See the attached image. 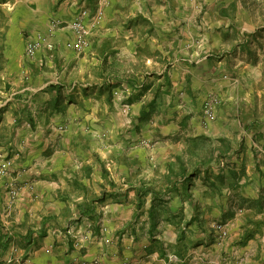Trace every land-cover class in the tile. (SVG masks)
<instances>
[{"label":"rangeland","instance_id":"374dc122","mask_svg":"<svg viewBox=\"0 0 264 264\" xmlns=\"http://www.w3.org/2000/svg\"><path fill=\"white\" fill-rule=\"evenodd\" d=\"M20 1L23 0H0V219L6 226L23 233L28 228H39L43 217L24 214V222L21 210L30 208L37 203L44 204V206H56L54 201H50L53 195H43L39 187L38 189L26 187L28 192L21 196L23 198L21 200L24 201L15 208L19 202L23 183L40 181L42 185L50 184L49 176L42 177L41 173L39 175L41 169L35 162L39 163L41 160H45L44 158H49L53 155L54 148L56 152L53 158L57 156L56 161L71 159V154L64 146L66 130L75 131L76 142L82 143L83 149H87L85 154H88L86 158L88 161L97 160L98 168L102 165V172L98 173L97 177L102 180V188H106L108 191L116 187L124 188V180L120 181L121 184H115L113 181L121 174L120 170L113 167L111 162L119 163L124 160V155H120L121 153L116 157L117 153L113 147L118 146L122 149L128 146V143L131 148L141 145L146 148L154 146L155 143L145 137H134L133 139L132 137L143 131L144 133L153 132L155 130L153 120L156 116H164V121L167 118H173L172 121L164 122L163 125L168 127V125L179 124L180 133L187 135L193 129L199 128L193 126L195 123L192 121L198 115L202 120L201 126L207 134L199 141L183 135L162 139L161 146H159L162 148L159 150L166 156V165L160 171L162 177L157 179L156 184L148 182L150 185L164 189L167 186L166 175L169 166L178 170L180 159L189 166V171H192L194 167V162L189 160L208 161L212 157L210 148L216 147L219 143L222 144L215 135H221L220 137L225 140L227 130L230 143L237 148L236 154L222 157L219 160L212 158L204 167L200 168L209 167V172L213 177L219 173L224 174L223 193H237L239 190L237 186L240 185L237 180L240 181L245 175L249 174L248 177L253 178L257 177V173H261L264 176V169H257L264 167V0H242V8H230L225 12L221 9H208L206 5L202 10L192 8L190 14L195 13L198 21L194 24L174 26L176 29L174 36H177L175 40H171V35L167 33L164 57L153 56L155 53L151 50L150 44L144 48L135 47L136 49L131 50L130 55L126 53L125 55L111 56L108 50V41L105 47L104 45H95L93 53H89L91 31L87 20L89 18L87 9L82 10L78 16L86 12L84 20L88 27V46L84 50L78 51L76 48H69L68 45L67 48L73 51L72 54H68L62 46L49 42V38H52L55 32L65 26L61 20L52 22L49 28L32 37L29 34L30 31L24 29L25 26L23 28L20 26V22L25 19L29 20L31 15L22 9L21 16L18 17V12L13 8L17 7ZM199 1L203 2L204 0ZM48 4V2H43L40 6L47 8ZM15 14H17V18L14 16ZM227 14L228 16H226ZM94 16L96 17V22L93 20L94 23L98 24L102 21L97 14ZM198 16L200 18L206 16V20L202 19L201 21ZM223 16H225L224 20ZM192 20L194 21V19ZM40 36L47 39L46 43H50L52 47L43 45L33 56L28 55L27 44L30 40ZM73 40L74 38H72ZM79 60L81 61L80 65L78 64ZM132 67L137 70L132 71ZM39 76L44 82L50 83L48 90L42 93L40 90L35 91L37 87L32 86L34 90L30 93L20 92L23 88L22 84L30 83L31 79ZM71 77L74 79L71 86L76 85L77 92L86 89V95L89 97L86 101H83L78 93L77 99L70 96L71 93L65 97L64 91H66ZM16 79L19 81L17 82ZM128 79H133L138 86L134 95L133 89L126 82ZM40 81L41 79L37 80L38 83ZM15 82L17 84L13 85ZM106 82L110 83L109 85H114L111 101H109L111 93ZM96 83L101 84L102 88L99 92L94 91L90 94L88 90L96 89L98 85ZM59 87L62 89L63 95L59 100V110L57 111L52 104L57 98ZM95 93L97 95H94ZM130 96L137 99L143 96L146 100L144 105L154 107L148 121L138 125L134 124L132 105L126 101ZM42 97L46 98L45 106L39 103L44 100ZM73 100H78V102L82 100L83 103L73 104L72 102L71 106L68 105V111L71 109L75 114L78 111L85 112L86 117H82V119L78 117L74 122L68 119L57 122L53 125L58 131L57 133H54L53 129L50 131L44 129L45 116L47 118L54 113H66L67 105L65 103H71ZM29 114L38 116L35 122L24 121L28 120ZM39 115H42V121H40ZM18 118L20 120L16 121ZM23 125L26 130H22ZM77 128H81L82 132L77 133ZM259 129L262 134H257ZM240 130L252 134V137L247 139L258 146L253 154L244 147V145L247 146L245 136L236 140ZM88 131L91 135L86 136L85 133ZM233 131L236 136L234 142L231 139ZM59 141L60 143H58ZM254 144L252 143V145ZM73 146L72 148H74ZM169 146L173 147V155L168 152L171 148ZM42 149L44 150L43 157L37 158ZM159 150L155 153L156 156L160 155L158 154ZM151 155L153 154L151 153ZM74 156L79 155L75 152ZM33 158L35 162H33ZM230 160L234 161L230 162ZM148 161L156 162L152 158H149ZM253 161L256 166L255 173L252 172L253 167L250 168ZM191 163L193 164L191 165ZM4 164H7V169L5 172H1ZM227 165H230L231 168H227ZM153 166L150 170L154 169ZM104 170L108 172L106 175ZM79 175L82 176L80 180L84 177L88 179L82 173ZM203 176L205 173H201V179L199 182L197 181L198 185L191 186V197L186 201L181 202V197H176L170 202L173 211L177 215L179 214L175 218L179 222L178 226H180L182 216L180 212H183L181 222L183 230L179 234L181 238L178 240L179 247L177 249H181L184 253L185 249L201 248L202 244L198 243L201 241V236L212 235L215 243L221 249L219 264H242L243 255L237 252L242 250L257 233L264 230V216L257 217V213L263 212L264 214V201L259 204L257 201L233 198L235 201L234 206L232 205L233 213L229 212L231 199L224 202L222 216L217 214L219 213L217 211H220L218 207L215 209L212 207L216 212H206L207 206L216 203L212 202L213 196L218 194L220 203H223L222 199H225V196L213 192L204 185ZM88 177L92 179V175ZM21 179L27 181L23 182ZM51 180L54 181V177ZM61 180L63 182L64 178ZM72 186L71 189H75L77 185L73 184ZM204 187L208 189L205 192ZM260 188L262 190V187ZM97 190H99L98 185ZM130 190L133 191V189ZM127 191L129 192V190ZM206 191L209 194L205 197ZM98 193V191L97 193L92 191L95 196ZM193 196L198 199L196 201L198 206L206 210L204 213H199L200 216L207 214V218L205 216L200 221L192 220L191 215L196 211V209L194 211L192 203ZM120 199L117 201L108 197L105 201L98 203V208L102 210L99 217L78 214L79 210L87 206V201L82 200L81 195L73 194L68 201L57 199L56 201L59 200L58 203H61L62 215L50 216L47 221V224L55 226V231H50L47 235L51 242L48 244L49 239L43 242L47 236L39 239L38 245L40 246L34 245L26 257H24L26 249L13 243L5 259L13 264H78L83 261L88 264H101L98 258L89 261L81 259L86 234L83 236V231L79 227L84 224L83 221L88 226L90 224L91 229L88 234L90 241L108 244L112 241L109 224L113 219L106 218L105 220L107 211L117 208V224L119 221L131 219V223L137 224L143 220L142 218H147L145 210L148 203L135 212V203L126 197L120 196ZM55 208L57 209V207ZM50 209L52 210V207ZM141 211H144L143 215L136 217V214ZM252 214L253 217H251ZM69 218L72 219L73 226L70 232L65 230L68 228L67 220ZM236 218L239 221L242 220L241 225L236 224ZM217 223H224L228 227L229 235L224 240L217 238L214 228ZM233 224H235V230L232 229ZM178 226H174L176 230L179 228ZM75 227H77V231ZM88 235H86L87 238ZM249 235L251 237L248 241L241 245V240ZM70 241L73 245L69 243ZM114 241H118V238L115 237ZM211 242L212 240L208 241V243ZM76 247L79 251L78 255L73 251V248L76 249ZM204 248L205 250L199 253L201 257H204L203 253L207 246ZM67 258L70 259V262L67 261ZM171 258L175 259L174 256Z\"/></svg>","mask_w":264,"mask_h":264},{"label":"crops","instance_id":"0c3cea01","mask_svg":"<svg viewBox=\"0 0 264 264\" xmlns=\"http://www.w3.org/2000/svg\"><path fill=\"white\" fill-rule=\"evenodd\" d=\"M43 2H48V7L43 8L40 6ZM242 0H204L203 2H200L199 0H23L20 1L18 6H14L16 12H18V17L21 16V10L24 9V11L31 16H29V20H24L23 22H20L21 28L28 29L30 31V35L32 37H35L37 34H40L41 31L49 28V26L52 25V22L56 20H61L62 24L65 25L62 29L55 32V35L52 38H49V42L54 43L57 46H62L64 50L68 54H72V49H68V44L72 42V38H74V33L70 29V23L76 15L80 14L82 10H88L89 18H87L89 26H90V41L91 45L89 48V53H93L94 47L96 46H106L107 41L109 42V54L112 55H125L128 53V55L131 54V50H135L137 47H147L148 44L152 46L151 50L155 53L153 56L157 55L158 57H164L166 54V48H165V41L167 40V33L171 35V40H175L177 38L176 35V29L174 26L180 25V24H194L197 22V15L195 13H191L192 8L200 9L202 10L205 5L208 9H221L223 12L230 8H242ZM183 10H185L183 12ZM97 14L98 18L100 17L102 21L100 23H94L93 20L96 22V17L94 16ZM225 14V13H224ZM17 18V14L14 15ZM228 16V14L226 15ZM194 17V18H193ZM199 17V16H198ZM206 17V16H205ZM205 17H199L202 21L206 20ZM91 18V19H90ZM223 20L225 16L222 17ZM194 19V21L192 20ZM23 20V18H22ZM228 22V21H226ZM23 24V25H22ZM27 30V31H28ZM179 35V34H177ZM36 39V38H35ZM47 41V39H46ZM136 47V48H135ZM72 48V47H69ZM106 50V49H105ZM106 50V52H108ZM105 52V53H106ZM81 61L79 60L78 64L80 65ZM77 64V65H78ZM71 65V64H70ZM137 70V68L132 67V71ZM41 79V81L38 83L37 80ZM17 82L19 81L16 79ZM34 80V82L32 81ZM30 80V83L22 84L23 88L22 91L25 94L30 93L34 88L32 86L37 87L35 91H43L48 90L49 84L48 82H44L42 80V77L33 78ZM74 81V79L71 77L69 79V85L64 91L65 97H67L68 93H71L70 96L78 98V95L83 99V101H86L88 99V95L86 89H83L82 91L77 92L76 91V85L71 86V83ZM17 82H15L13 85H16ZM98 84V83H96ZM102 88L101 84L97 85L96 89H89L88 92L92 94V92H99ZM116 91V90H115ZM133 95L136 94L135 90H132ZM15 93V92H14ZM13 93V94H14ZM94 95H97L95 93ZM69 96V98H70ZM43 98V97H42ZM133 100L129 102V97L127 98V102L132 105V111H133V119L132 121L134 124L138 122V118L140 116L141 109L143 108L145 104V98L142 96L140 99H137L136 97H132ZM42 102H39L40 104H43V106L46 105L44 102L46 98H43ZM115 100V99H114ZM82 104V100H76L71 101V103L66 102L65 105H67V112L66 113H54L50 116H45V121L43 122L44 129L46 130H52L54 133H57L58 131L53 127V125L57 124L59 121H65V120H71L74 122L78 117H86L84 113L78 111L76 114L72 112L71 109L68 111V105L71 106V104ZM13 105L15 103L12 102ZM28 120H24L25 122H35L38 116L29 114ZM64 115V116H63ZM40 116V115H39ZM19 119V118H18ZM229 119V118H227ZM165 117H158L154 118V131L153 132H147L144 133L141 132L137 136L138 137H145L147 140H152L155 145L151 148H146L145 146H137L135 148H131V146L128 143V146H125V148H120L118 146L113 147V149L117 153L116 157L119 153L120 155H124V160L122 162H114L112 161L111 164L113 167H116L120 170L121 176L118 178H114L115 184H121L120 181L124 180V188H115L113 190H106L109 194L112 192H115L116 194L120 195L121 197H126L129 199L132 203H135V190L134 187L140 185L142 182H151L153 184H156L158 182V178L162 177L160 175V171L163 168L164 165H166V156H164V152L159 150L161 149V141L162 139H169L172 137H181L183 136H190L191 138H195L199 141V139H202L206 137V131L201 126L202 120L197 115L192 121L195 123L196 128L193 129L189 134H181L180 133V126L178 125H168V127H165L163 124L164 122H170L173 120V118H167L166 121ZM40 121H42V115L40 116ZM198 123V124H197ZM43 126H40L43 128ZM41 128V129H42ZM22 130H26L25 125L22 126ZM82 132L81 128H77V133ZM229 131L227 130L226 133V141L231 142L229 138ZM187 133V132H186ZM257 134H262V131L259 129L257 130ZM66 139L64 144L65 148L71 154V159L67 161H56L57 156H54L56 150L54 148V153L49 158H44L45 160H41L39 163H36L33 158V162L39 166L41 169L39 172V175H43L42 177L49 176V185H42L40 181H34L31 183L26 184L23 179L21 181L25 182L23 183V188L19 195V202L16 204L15 208L17 206H20L23 198H21L22 195L28 192V189L26 187H34L35 189H40L43 195H53V198L50 199V201H54L56 206H44V204L37 203L36 205L30 206V208L23 209L22 211V220L24 221V214H35V216L41 217H52V216H58L61 214L60 208L61 203L59 204L58 201H68L71 198V195H81L82 200H86L87 202L96 198L99 196V194H102L101 191H104L105 189L102 188V180L101 178L97 177L98 173L102 172V165L98 168L97 160L88 161L86 158L88 154H85L87 149H83L82 143H78L75 140V131H69L66 130L65 134ZM86 136L91 135L88 132L85 133ZM221 135H215V137L222 139L220 137ZM242 136L246 137L247 140V146L244 145L245 148L249 149L252 154L253 151L257 150V145L254 144V142L250 141L252 134L245 133V131H241L238 134V139H236L235 132L233 131L232 134V141L234 142L236 140H240ZM64 139V138H63ZM129 141V140H128ZM60 143V141L58 142ZM252 143L254 145H252ZM73 144H75L73 146ZM72 146L74 148H72ZM171 147V146H169ZM222 148L225 149L224 145L219 143L216 148ZM173 147H171L169 150L164 149L165 151L168 150V152L172 153ZM236 146L228 145V151L227 154H236ZM159 150L158 154L159 156L155 155L157 151ZM44 150L42 149L39 151L38 157H43ZM76 152L79 156H74V153ZM151 153L154 155H151ZM167 153V152H166ZM218 153V150L216 151V154ZM248 153V150H247ZM85 154V155H84ZM84 155V156H83ZM173 155V153L171 154ZM83 156V157H82ZM76 158V159H75ZM152 158V160H156L155 163L149 162L148 159ZM75 159V160H74ZM234 160H230V162H233ZM34 164V163H33ZM115 165V166H114ZM154 167L153 170H150L152 166ZM227 168L230 165H227ZM255 162H251L252 172L255 173ZM115 168V169H116ZM239 168V167H238ZM257 169H264V167H260ZM228 170V169H227ZM223 172V171H222ZM79 173H82V175H86L88 179H81L82 176L79 175ZM92 175V179H90L88 176ZM63 176V177H62ZM249 176V174H248ZM243 176L238 183L240 185L237 186L239 189L238 192L235 194L234 192H228L223 193V197L225 199L223 200V203H220V199L218 198V194H214L216 196L212 197V202H216L213 205L207 206V211L205 208H200L196 203L198 200L197 198H194L193 196V207L194 216L199 215V213H204L205 211L208 212H216L214 209L218 207L220 211H217L220 216H222V206L224 207V202L229 201L230 199H240V200H250V201H257V203H261L264 201V176L261 173H257V177H248ZM54 177V181L56 183H53L54 181L51 180V178ZM61 178H64V181L62 182ZM116 179V180H115ZM118 179V180H117ZM201 179V175L198 177L193 178L192 184H197V181L199 182ZM77 185L75 189H71L72 185ZM97 185L99 186V190H97ZM193 185V186H194ZM73 187V186H72ZM262 187V190L261 188ZM130 189H133L131 191ZM207 189V187H204V192ZM74 190V191H73ZM129 190V192L127 191ZM208 190V189H207ZM97 191L99 192L96 196L95 194H92ZM230 193V194H229ZM209 193L206 191L205 197ZM93 195V196H92ZM30 196V193H29ZM56 199H55V197ZM202 197V196H201ZM111 198V197H110ZM59 199L58 201H56ZM209 199V197H208ZM176 201V200H175ZM174 201V202H175ZM86 202V205H87ZM225 202V203H226ZM25 203V202H23ZM20 204V205H19ZM98 204V203H97ZM95 205L96 209L95 211H92L91 214L95 215L97 217L101 216L102 210H100ZM136 204V203H135ZM25 205V204H23ZM206 205V204H205ZM221 205V206H220ZM149 206V205H148ZM147 206V208H148ZM52 207V210L50 209ZM57 207V209L55 208ZM214 207V209L212 208ZM147 218H142L143 220L139 221L137 224H133L132 219L126 220V221H119L118 224L116 223L117 217V208H114L113 210L107 211L106 210L105 220L106 218L110 219L112 218V223L109 224V228L111 231L110 237L112 238V241L108 244H104L102 242H91L90 241V235L89 230L90 224L83 221L84 224H82L79 228L81 231H83V236L85 235V243L82 247L83 249V255L81 259L84 260H91L94 258H98L100 260L101 264H212L217 263L219 264V253L221 249L220 246L215 243V240L212 235H204L201 236V241L198 243H201L202 247L191 250H186L183 253L181 249H177L179 247L178 240L181 238L180 231L183 230V224L180 223V226H178L179 222L175 220V218L172 219V221H163L158 229L155 231V238L156 241H152L150 239L149 234V218H148V212ZM119 209V208H118ZM135 212L137 211V207L135 208ZM228 209V208H227ZM228 211V210H226ZM173 214H177L175 211H173ZM80 215V210L79 213ZM62 215V214H61ZM143 215V214H141ZM191 215V217L193 216ZM200 219H203L202 217L206 218L208 217L207 214H201ZM26 216V215H25ZM83 216V215H80ZM134 216V214H133ZM264 216L263 212L257 213L258 218H262ZM253 217V214L252 216ZM84 218V217H83ZM129 218V217H127ZM237 223L236 224H242V220L239 221L238 218H236ZM29 221V220H28ZM25 222V221H24ZM72 219L69 218L67 220V230L70 232L73 228ZM24 224V223H23ZM178 226L179 228H176L174 226ZM198 225V224H196ZM40 228V227H39ZM46 228H48V232L55 231V226L52 224H46ZM76 231H77V227ZM74 228V230H75ZM192 229V227H190ZM240 228V227H239ZM232 229L235 230V224L232 225ZM27 230V229H26ZM59 230V229H58ZM26 232V231H25ZM240 233V232H239ZM118 238V241H114V238ZM48 236L45 238L44 241H47ZM82 240V239H81ZM209 240H212L211 243H208ZM72 241V240H71ZM69 242L71 245H73L72 242ZM50 239L48 241L49 244ZM91 242V243H90ZM47 244V242H46ZM40 246V245H38ZM204 246H207L206 251L203 253L204 257L200 256V252L205 250ZM76 247L73 248L74 253L77 255L79 254V251ZM69 251V248H68ZM184 251V250H183ZM171 253H173L171 255ZM237 253H240V255H243L242 264H264V230H261L260 233H257V235L248 241L246 243L245 247H243L242 250L238 251ZM99 255V256H98ZM74 256V255H72ZM76 256V255H75ZM96 256V257H95ZM171 256H174L175 259H172ZM99 260L97 261L99 263ZM67 261L70 262V259L67 258Z\"/></svg>","mask_w":264,"mask_h":264},{"label":"trees","instance_id":"16d2710c","mask_svg":"<svg viewBox=\"0 0 264 264\" xmlns=\"http://www.w3.org/2000/svg\"><path fill=\"white\" fill-rule=\"evenodd\" d=\"M126 82L128 86L133 90L137 89L138 86L134 83L133 79H128ZM107 84L108 85L106 86L109 88V91L111 93L110 94L111 96L109 97V101H111L112 88L114 87V85L112 84L109 85L110 83ZM57 93H58L57 98L52 105L58 111L59 103H60L59 100L63 95V91L60 87ZM132 97L133 96H130L129 102L133 100ZM153 111H154L153 106L148 107L144 105L143 108L141 109L138 122L135 125L148 121L151 118ZM19 120L20 119H17L16 121ZM182 124H184V122H182ZM220 141L222 142V145L225 146L224 147L225 149H222L220 147L210 148L212 157H210L208 161L212 160V158L219 160L222 157L228 156L227 151L230 142L225 141L224 139H220ZM217 150L218 153L215 156ZM189 161L194 162V167L192 171H189V166L182 159H180L179 161L178 170L174 169L172 166H169L168 174L166 175L167 186L164 189L157 188L156 185H150L148 182H142L140 185L133 188L135 190L134 200L136 203L137 210L142 209L147 203L149 205L147 208V212L149 218L148 220L150 223L149 234H150V239L152 241H156L155 231L158 229L160 223H162L163 221H172L173 218H176L179 215V214L178 215L173 214L172 212L173 208H172V204L170 205V202L176 197H181L182 199L181 202L186 201V199L191 197L190 189L191 186L194 185L192 184L193 178L200 176L201 173H205V176H203L204 185L209 187L213 192L223 194V187H224L223 184L225 181L224 174L219 173L217 176L213 177L209 172V167L208 168L205 167L204 169L200 168L202 166L204 167L208 161H201V160H197L196 162L192 160ZM192 164L193 163H191V165ZM104 171H105L104 174L106 175L108 172L107 170ZM108 197H111L112 199H115L117 201L121 200L120 195L116 194L115 192L109 194L105 189L101 195L87 202V206L80 210V215L83 216L89 215L91 217H94L92 216L91 212L95 211L96 209L95 205L97 203L105 201ZM233 200H234L233 198L230 200L231 204L229 207L230 208L229 212L232 211V213H233L232 205L235 204V201ZM143 213L144 211L138 212L136 214V217L141 216V214ZM180 213L183 216V212ZM182 216L180 219L181 222H182ZM49 219L50 217H44L40 228H28L24 233L14 228H9L0 219V264H13V262H7V260L5 259V256L8 253L13 243L19 244L26 249V253L24 254L25 255L24 257L27 256L28 251L31 250L34 245L38 246L39 239H43L48 235V228H46V224ZM192 220L200 221L201 219L199 215H196V216H192ZM250 237L251 235H249L248 237L246 236L244 240H241L240 244L244 245Z\"/></svg>","mask_w":264,"mask_h":264},{"label":"built area","instance_id":"2783aa9c","mask_svg":"<svg viewBox=\"0 0 264 264\" xmlns=\"http://www.w3.org/2000/svg\"><path fill=\"white\" fill-rule=\"evenodd\" d=\"M86 12H83L81 15L77 16L74 20L70 23V29L74 33V40L69 43L68 45L72 48H76L78 51L84 50L88 46V27L84 20V15ZM43 45H47L48 47H52L50 43H46V40L40 36L34 40H30L27 44L26 51L27 54L33 56L35 52L40 49ZM7 169V164H4L1 168V172H5ZM217 238L219 240H224L229 235L228 227L224 223H217L214 226ZM78 264H88L87 262L83 261Z\"/></svg>","mask_w":264,"mask_h":264}]
</instances>
